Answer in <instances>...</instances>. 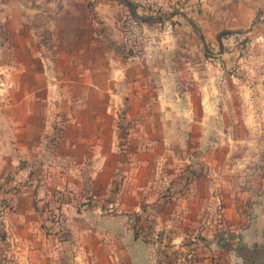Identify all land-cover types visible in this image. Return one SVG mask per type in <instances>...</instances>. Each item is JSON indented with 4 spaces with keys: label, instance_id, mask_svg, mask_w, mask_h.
Here are the masks:
<instances>
[{
    "label": "crops",
    "instance_id": "0c3cea01",
    "mask_svg": "<svg viewBox=\"0 0 264 264\" xmlns=\"http://www.w3.org/2000/svg\"><path fill=\"white\" fill-rule=\"evenodd\" d=\"M130 5V0H0V185L10 188L13 176L27 180L55 122L63 124V139L54 157L45 155L47 164L90 165L91 151L99 154L95 165L107 164L104 151L116 148L123 117L138 121L140 128L132 132L153 135L163 149L171 145L178 119L179 133L195 136L211 156H201L195 174L177 176L180 184L166 193L177 203L165 195L148 196L146 208L136 203L132 234L124 232V223L110 225L114 233L105 228L87 233L83 222L78 232L67 220L71 237L20 240L11 264H264V85L253 93L244 83L248 92L235 93L239 80L225 77L220 64L200 61L209 41L264 35L259 31L264 0H173L162 21L133 8L150 29L161 25L166 38L146 65L131 62L121 46L122 12ZM176 69L193 70L185 91H177V76L184 75ZM224 86L229 89L220 94ZM194 92L199 109L191 107ZM237 100L242 109L232 105ZM81 172L57 176L87 181ZM149 178L129 175L134 189L123 195L140 196ZM28 194L23 187L5 197L20 209ZM25 206L31 214L30 204ZM20 223L26 227L27 218ZM143 230L152 233L148 240L141 239ZM73 244L78 252L64 255Z\"/></svg>",
    "mask_w": 264,
    "mask_h": 264
},
{
    "label": "rangeland",
    "instance_id": "374dc122",
    "mask_svg": "<svg viewBox=\"0 0 264 264\" xmlns=\"http://www.w3.org/2000/svg\"><path fill=\"white\" fill-rule=\"evenodd\" d=\"M141 21L144 22V20ZM260 30H262L260 33L264 34V25L259 28ZM229 48H233L232 51L224 54L223 51ZM201 57L200 61L220 64L225 77L240 81V84L236 82L232 88L235 93L239 89L242 92H248V89L243 87L244 83L252 89L253 93H259L257 84L264 83V35L255 32L249 36L240 34L228 42L209 41L208 44H204ZM194 61L198 60L194 59ZM228 63H231V66L226 67ZM180 71L182 70L176 69V72ZM208 71L206 77L212 73V71ZM192 72L193 70H184L182 71L183 77L182 75L177 76L178 81L183 84L181 87L179 82L177 83L178 92L181 89L184 90L185 83L191 82ZM247 81H252V85L248 86ZM263 83L262 85H264ZM227 89H229L227 86L221 87L219 93L226 94ZM195 96L196 92L190 101L191 107L199 109V103L195 101ZM180 102L177 105H180ZM205 104L207 107L211 106L209 101ZM224 104V102H220L221 109L225 108ZM232 105L242 109L243 103L237 100ZM126 113L123 112V115L125 116ZM137 122L126 117L119 118V131L116 134L117 146L114 150L104 151L108 162L107 164L105 162L101 167L94 164V159L99 158L98 152L94 153V151H91L92 162L90 165L77 166L63 160H59L55 165L53 160L52 164L45 163V155L54 157L57 153L56 148L63 139V124L55 122L53 133L46 138V149L39 151L41 156L40 160H37L39 164L28 167L27 180L23 182L13 176L10 188L5 190L3 184L0 185V264L13 263L14 251L18 248L20 240H33L39 237L47 239L71 237V234L69 235L66 230L67 220L75 223L78 232L83 222L87 223V227H89L87 233L102 230V228H105L104 231L114 233L115 231L110 228V225L124 223V232L130 231L132 234L131 228L133 229L136 225L132 207L136 203H141L143 204L141 208H146L148 206V203L145 202L147 197L155 198L157 195H165L166 201L170 202L171 198L166 193L170 188H173V184H180L177 176L187 172L195 174L197 171L195 165L201 156L208 158L211 156V149L204 150V152L200 150L202 149L201 145L199 142L197 144L195 136L186 135V137L179 133L178 119L172 123L173 127L176 125L178 127L173 131L171 145L166 149L157 148V141L154 143L156 138L153 135L150 136L149 133L143 135L140 130L139 133L132 132L134 127L140 128V124ZM242 134L243 132L240 135ZM187 140L190 141L189 145H184L183 141ZM205 146L206 144L203 145V147ZM48 161L50 158L47 159ZM209 168L210 166H207L206 174H210ZM71 170L72 172H70ZM81 171H84L87 176L85 182L70 181L57 176L58 173L73 174L82 173ZM37 172L40 173L41 178L35 176L36 179H34V174ZM100 172H102V176L99 177ZM133 174L150 176V180L145 181L144 193L142 191L140 196H124L123 193L134 189L132 181L129 179V175ZM23 187H27L29 194L26 198H22L24 203L20 204L21 208L19 209L14 200L9 196L5 197V194L8 192L16 194ZM177 200L171 202L177 203ZM25 203L30 204L31 214L27 212ZM25 218L28 223L26 227L20 223ZM145 218L143 216V219ZM147 223L148 219L144 220L143 225L147 227ZM75 234L74 237H76ZM139 234L141 239L147 238L148 240L149 234L152 233L143 230ZM76 251L78 252L74 249L73 244L63 252L66 256H73ZM158 264H162L161 261Z\"/></svg>",
    "mask_w": 264,
    "mask_h": 264
},
{
    "label": "built area",
    "instance_id": "2783aa9c",
    "mask_svg": "<svg viewBox=\"0 0 264 264\" xmlns=\"http://www.w3.org/2000/svg\"><path fill=\"white\" fill-rule=\"evenodd\" d=\"M130 3L137 10L161 21L172 11L173 6V0H130ZM159 27L161 25L156 26V29H150L133 12V9L128 7L123 9L120 29L121 46L131 62L146 65L156 58L166 40L164 32ZM166 28L171 30L170 26ZM2 85L0 82V88Z\"/></svg>",
    "mask_w": 264,
    "mask_h": 264
},
{
    "label": "trees",
    "instance_id": "16d2710c",
    "mask_svg": "<svg viewBox=\"0 0 264 264\" xmlns=\"http://www.w3.org/2000/svg\"><path fill=\"white\" fill-rule=\"evenodd\" d=\"M128 8H131V9H133V7L130 5V6H128ZM134 12V11H133ZM67 228V227H66ZM67 230V232H68V234L70 235V231H69V229L67 228L66 229ZM133 234H134V236H137L138 235V230H136V229H134L133 230ZM3 237V236H2ZM4 238V237H3ZM59 240H61V241H65V240H67V239H65V238H58Z\"/></svg>",
    "mask_w": 264,
    "mask_h": 264
}]
</instances>
